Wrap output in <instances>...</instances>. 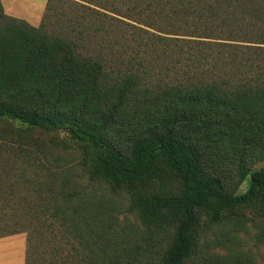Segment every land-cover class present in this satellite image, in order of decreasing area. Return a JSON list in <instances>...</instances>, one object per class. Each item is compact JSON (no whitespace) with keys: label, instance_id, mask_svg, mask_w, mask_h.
I'll use <instances>...</instances> for the list:
<instances>
[{"label":"trees","instance_id":"trees-1","mask_svg":"<svg viewBox=\"0 0 264 264\" xmlns=\"http://www.w3.org/2000/svg\"><path fill=\"white\" fill-rule=\"evenodd\" d=\"M52 8L32 27L0 7V237L25 234L23 264L264 262V0H143L97 48ZM120 18L163 47L110 48ZM54 147L70 158L45 165ZM39 212L59 263L33 261Z\"/></svg>","mask_w":264,"mask_h":264},{"label":"rangeland","instance_id":"rangeland-1","mask_svg":"<svg viewBox=\"0 0 264 264\" xmlns=\"http://www.w3.org/2000/svg\"><path fill=\"white\" fill-rule=\"evenodd\" d=\"M135 4H138L139 6H142L143 0H52V10H50L47 14L51 15L49 28L53 30L54 32L61 30L62 32H65L68 36L75 35L78 31L81 29H84L90 39L87 41L86 46L87 48H97L98 45L93 39L99 37L101 32L92 34L93 31H95L97 28H99V20H102L105 18V22H108L109 19L106 18L104 15H113L116 16L117 14L120 16H123L124 18H131L132 12L131 7L135 6ZM124 18L122 19L125 24L127 25H119V26H113L109 25L108 30L110 32L109 36L110 38L113 36H117L118 43L117 44H111L110 48H162L163 44L162 42L158 41L155 42L153 38H145L142 34L138 33L137 29L138 26L134 24L131 21H128ZM56 20V21H54ZM115 23V21L112 22V24ZM121 32V34L117 35V33ZM93 35V36H92ZM120 36V37H119ZM93 39H92V38ZM150 40L148 45H144L142 42L144 40ZM147 44V43H146ZM102 47H107L106 44H103ZM161 50V49H158ZM121 53V51H119ZM122 54V53H121ZM154 54L155 58L153 59V63H159L161 61V56L157 55V52L153 51L148 53ZM156 71V70H155ZM2 129L10 133L12 136V139L14 140V137L12 135L13 133V126H10L8 124H2L0 125ZM17 135H20L18 131L16 132ZM32 138L39 139L43 145H46L45 143L48 142L51 137H54L50 134H44L40 132H32ZM62 133L56 134V137L60 138L62 137ZM17 139V137H16ZM36 141V140H35ZM70 158V154H68V150L64 152V150L60 147H54L50 148V154H47L44 156L43 159H40L42 162H44L45 165H51L54 162L61 163L62 161L67 160ZM6 164H12L11 160L6 159ZM260 168H264L263 162H257L250 166V171L257 170ZM229 169L227 167L221 169V173L228 175ZM232 172V170H231ZM42 172L39 171V174ZM246 188V182H243L238 188L237 193H242ZM38 222L42 223L43 221H47L45 216L43 214H38L37 216ZM118 220L121 223L132 222L131 216H126L125 219L121 215L118 216ZM37 220H33V223H31V226H37L36 231L37 235L36 238L31 242V248L35 250V253L32 255L33 261L39 260V257L41 255H47L49 254V251L51 250V253L55 252V250H60L61 252H55V257L57 258L56 261L59 263V260L62 259L59 258L60 254H64L66 252V249H68V245L65 243V236L61 234V229H57L56 225L54 226L53 230H50L45 228V225L40 227ZM48 222V221H47ZM42 228V229H41ZM253 232V229H251ZM24 234V233H23ZM25 235V234H24ZM40 235V236H39ZM242 238H246L244 235H240ZM26 239V237H25ZM46 257V256H44ZM51 256V260H53ZM260 262V261H259ZM264 262L261 261V264ZM42 264H45L42 262Z\"/></svg>","mask_w":264,"mask_h":264},{"label":"crops","instance_id":"crops-1","mask_svg":"<svg viewBox=\"0 0 264 264\" xmlns=\"http://www.w3.org/2000/svg\"><path fill=\"white\" fill-rule=\"evenodd\" d=\"M47 0H0L2 13L32 27L40 23ZM25 235L16 233L0 237V264H23Z\"/></svg>","mask_w":264,"mask_h":264}]
</instances>
